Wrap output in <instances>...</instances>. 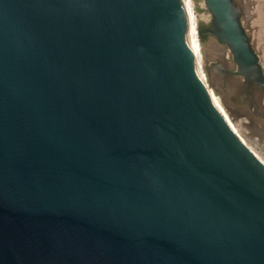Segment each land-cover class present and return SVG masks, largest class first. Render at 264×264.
I'll return each instance as SVG.
<instances>
[{"label": "water", "instance_id": "obj_1", "mask_svg": "<svg viewBox=\"0 0 264 264\" xmlns=\"http://www.w3.org/2000/svg\"><path fill=\"white\" fill-rule=\"evenodd\" d=\"M205 3L260 115L222 98L264 137L243 2ZM0 264H264V163L183 0H0Z\"/></svg>", "mask_w": 264, "mask_h": 264}, {"label": "rangeland", "instance_id": "obj_2", "mask_svg": "<svg viewBox=\"0 0 264 264\" xmlns=\"http://www.w3.org/2000/svg\"><path fill=\"white\" fill-rule=\"evenodd\" d=\"M242 2V22L251 37L252 44L259 55L264 69V0H242ZM193 5L196 12L198 35L204 57V73L215 97L220 99L222 98V92L226 94L227 79L224 76V71L230 69L236 70V64L230 48L217 43L215 35L210 31L213 28V16L205 0H193ZM262 101L264 102V97ZM262 105L264 106V104ZM232 113H235L234 115L237 116L241 112L233 110ZM240 118L245 119L242 120ZM233 125L243 141L254 149L259 158L264 162V137L255 135L250 130L248 116L245 114L239 115L233 119Z\"/></svg>", "mask_w": 264, "mask_h": 264}, {"label": "bare ground", "instance_id": "obj_3", "mask_svg": "<svg viewBox=\"0 0 264 264\" xmlns=\"http://www.w3.org/2000/svg\"><path fill=\"white\" fill-rule=\"evenodd\" d=\"M183 1H184V10H185L186 21H187V26H188V36H189L190 44L192 47V52L194 54L198 70L201 74L202 79L204 80V83H205L211 97L213 98L214 102L216 103L218 109L222 112V114L228 120V122L230 123V125L232 126L234 131L237 133V131L235 130V126L233 125V119L237 118L240 115V113L237 116L234 115L235 113H232V111L234 109H232L229 106V104L227 103V99H223V98L217 99L215 97L213 90H211L210 86L208 85L207 77L204 73V57L202 54V46H201V43L199 40V35H198L197 17H196V12L194 10L193 0H183ZM235 84H237L236 81L232 80L231 84H230L231 85L230 88L234 87ZM230 88L228 90V93H230ZM238 90H239V88H238ZM243 123L245 124V122H243ZM250 149L258 156V154L254 151V149H252L251 147H250ZM258 158H259V156H258Z\"/></svg>", "mask_w": 264, "mask_h": 264}, {"label": "flooded vegetation", "instance_id": "obj_4", "mask_svg": "<svg viewBox=\"0 0 264 264\" xmlns=\"http://www.w3.org/2000/svg\"><path fill=\"white\" fill-rule=\"evenodd\" d=\"M226 75L228 76L229 79H227V87L229 86L230 84V80H233L237 78H240V82H241V85H239V83L235 84L234 87H231L230 90L232 89H241L238 93L237 96L238 97V107L243 110L244 112L248 113L252 119H255L254 117L256 116V118H258V116L260 115L257 108L259 106L258 104V96H256V98L254 97L253 95V92L249 91V89L247 88V81L245 78H241L240 75L237 74V71L236 70H227V73ZM231 86V85H230ZM258 86L256 85V94L258 93ZM256 102V103H255ZM256 104V106H255ZM261 104H264L263 101H261ZM242 120H244L245 118H240ZM248 121V120H247Z\"/></svg>", "mask_w": 264, "mask_h": 264}]
</instances>
